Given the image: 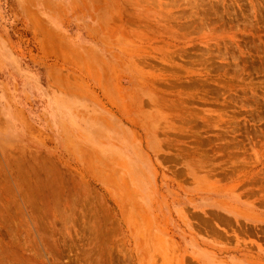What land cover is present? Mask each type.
Returning <instances> with one entry per match:
<instances>
[{"label":"rangeland","instance_id":"obj_1","mask_svg":"<svg viewBox=\"0 0 264 264\" xmlns=\"http://www.w3.org/2000/svg\"><path fill=\"white\" fill-rule=\"evenodd\" d=\"M0 264H264V0H0Z\"/></svg>","mask_w":264,"mask_h":264},{"label":"crops","instance_id":"obj_2","mask_svg":"<svg viewBox=\"0 0 264 264\" xmlns=\"http://www.w3.org/2000/svg\"><path fill=\"white\" fill-rule=\"evenodd\" d=\"M61 131H62V134H63V137H64L63 140H65L64 129L61 128ZM58 145H59L62 149H63V148L65 149V148L67 147V143H66V144H65V143L63 144V141H62V144L59 143ZM80 146H81V144H79V143H78V144H73L74 151H75V150L77 151V150L80 148ZM76 155H77V154H76ZM77 156H78V155H77ZM77 161H79V160H77Z\"/></svg>","mask_w":264,"mask_h":264}]
</instances>
